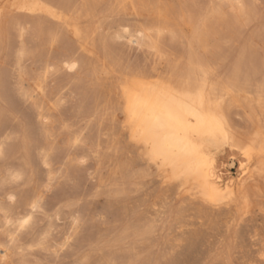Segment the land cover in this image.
Wrapping results in <instances>:
<instances>
[{
  "label": "bare ground",
  "instance_id": "1",
  "mask_svg": "<svg viewBox=\"0 0 264 264\" xmlns=\"http://www.w3.org/2000/svg\"><path fill=\"white\" fill-rule=\"evenodd\" d=\"M130 1L132 2V0ZM137 1L135 3L133 1L132 4L139 6ZM139 1L141 2V0ZM212 1V6L199 10L203 14L201 18L195 19L186 16L187 19L184 23L189 38L188 44L192 48L188 49L190 52L185 67L178 69L173 66V68L164 71L161 69L160 71L146 72V76L131 69L133 74L127 73L128 76L115 78L112 73L104 72L106 69L103 71L99 44L96 43L97 35L95 36V31L98 28L97 21H95V13H93L98 10L100 0H0V31L7 18L23 17L35 22V25L32 24V29L35 27L33 30L34 39L48 54L45 59H41L42 75L41 73L37 74L41 75V79H44L46 75L49 77L50 71L58 69L65 73H74L89 64L97 66L100 76H98L87 115L95 117V130L99 133L104 132L109 143L119 145V150L122 152L123 160L119 164L115 162V165H111L113 167L111 174L119 176L121 171L128 173L131 185L144 184L146 186L150 183L157 185V197L160 203L156 204V200L153 199V207L150 205L151 211H148L147 208L143 210L145 212L135 216L137 221V224L134 223L135 231H133L135 238L143 241L150 233L152 226L150 227L151 224L148 223L153 224V222H150L152 220H149V216L156 215L155 217H158L157 215L172 213L173 218L172 216L171 218L175 219L177 229H181L175 230V232L182 236L186 235L185 237L188 239L186 241H189L194 247L196 245L207 248L221 247L225 244H234V242L237 244L246 242L250 247L259 244L261 247L264 245V72L258 70L257 64L264 65V57H249L250 67H246L242 61L246 60L249 55L241 50L236 59L234 57L235 61L229 69L225 68V71L223 69V72H219L214 68L213 65L220 55H216L219 58L215 57L214 59L213 51L219 50L217 41L221 37L223 41V36L215 32L214 25L225 26L231 22L237 30L242 29L249 25L247 23L250 22L251 10L244 0ZM153 2L142 0L140 4L142 11L135 12L136 15L134 14L131 20L123 19L119 22L117 28L115 27L117 33L115 35L128 41L140 42L145 39L147 33L172 30L176 23L170 22L169 15L177 12L183 16L188 13L190 15L187 5L174 6L169 0ZM123 4L119 3L121 7ZM251 9L253 11L252 7ZM133 11H138V8ZM229 16L232 17L231 20L227 18ZM184 18H180V22H183ZM24 22L27 23V21ZM16 23L18 22L16 21ZM21 23L17 24L18 28L16 27L18 32L16 35L21 40V46L17 51L18 66L26 56L23 39L27 30ZM11 28L15 30V27ZM230 29L233 28L230 26ZM31 31L28 30L29 33ZM232 34L236 36V32ZM1 42L3 43V41ZM60 46H62L61 52L53 55L56 49L61 48ZM225 56L227 57V55ZM212 57L213 59H211ZM91 68L94 69V67ZM104 73L105 75L102 76ZM118 74L120 75V73ZM123 75L125 74L123 73ZM44 109H40L41 111L38 112V116L42 120L46 119ZM3 143L0 141V153ZM51 147L48 148L52 150ZM223 151L225 157L222 156L224 159L220 160L217 154ZM45 152L46 149L43 153ZM42 159H44L43 155ZM43 161L46 162V160ZM232 169L234 172L231 171ZM18 176L19 174H16L14 178ZM118 193L117 190L115 196ZM7 197L9 201H14L15 194L9 193ZM149 202L151 203V201ZM156 206H158L157 209L154 208ZM25 208L27 207L25 206ZM173 208L176 210L170 211ZM127 209L123 204V212H126ZM20 211L22 210L19 209L18 217ZM25 216L21 218L24 223L27 222ZM143 220L145 221L140 223ZM175 226L173 225V228ZM180 235L177 236L180 237ZM181 241L183 243V240ZM181 246L183 245L181 244ZM7 256V252L3 248L0 249V260L7 259Z\"/></svg>",
  "mask_w": 264,
  "mask_h": 264
},
{
  "label": "rangeland",
  "instance_id": "2",
  "mask_svg": "<svg viewBox=\"0 0 264 264\" xmlns=\"http://www.w3.org/2000/svg\"><path fill=\"white\" fill-rule=\"evenodd\" d=\"M114 1L100 0L98 10L93 13H95L94 19L97 21L96 26L98 27L95 36L97 35L96 43L99 44L100 51L98 52L101 53L104 66L102 69L103 71L106 69L104 71L106 73H112L115 78L128 76L127 73L133 74L134 70V72L146 76L147 73L161 69L164 71L173 68V66L183 69L189 50L192 48L188 44L185 19L188 16L199 19L203 15L199 10L213 5L212 0H169L174 6L187 5L190 15L189 13L184 16L178 12L173 13L169 15L170 22L176 23L172 30L147 33L144 40L135 42L117 37L116 28L123 19L131 20L132 16L136 15L135 12L142 11V5L140 6L142 0L141 2L139 0ZM133 1L134 3L137 1L139 6H134ZM152 1L156 2L157 0H149V3ZM244 2L250 6L251 10L249 15L251 23L248 22L249 25L244 26L245 29L242 27L243 30L241 28L237 30L231 22L227 24L228 27H226L227 25H214L215 32L223 36V41L222 37L217 41L219 50L213 51L214 59L220 57L213 65L219 72L229 69L241 50L249 55L246 60L242 61L246 67H250L249 57H264V0H244ZM119 3H124L123 7ZM129 4H132L131 8ZM137 8L138 11H133ZM128 11L130 12L128 13ZM180 18H184V21L180 22ZM227 18L231 20L232 17ZM7 19L3 23L4 25L2 24L0 31V42L3 41L0 45V141L4 142L0 153V249L3 248L8 256L7 259L0 260V264H264V245L260 247L257 244L255 247H250L246 242L243 244L234 242L231 245L207 248L199 245L194 247L189 241L188 244L186 235L182 236L175 232V230L181 229H177L178 226L175 224V219H172V213L157 215L158 217H155L156 215L149 216V220H152L150 222L153 224L148 223L152 227L150 233L143 240L145 243L135 238L133 234L134 226L137 224L135 216L145 212L143 210L147 208L148 211H151L153 199L156 200V204L160 203L157 197V185L154 183L146 186L144 184L131 185L128 173L121 171L119 176L111 174L113 168L111 165L122 162V152L119 150V145L109 143L104 132L99 133L95 130V117L87 115L88 106L98 76H100L97 66L89 64L96 70L92 71L94 69L86 65L89 67L85 66L77 70L74 72L76 75L58 69L59 71H50L49 77L46 75L44 79H41V59H45L48 54L34 39L33 30L35 27L32 29V26L35 25V22L23 17ZM16 21L18 23L23 21L21 24L27 30H25L27 36L25 35L23 39L26 56L19 66L17 65V51L21 46V40L17 37L18 23ZM9 22L15 26L8 24ZM11 27H15V30ZM28 30L32 31L29 33ZM235 32L236 36L232 34ZM40 47L42 48L40 49ZM60 47L53 55L61 52L62 46ZM222 56L223 58H221ZM216 65L218 66L216 67ZM257 68L264 72V65L261 63L257 64ZM131 69L133 70L131 71ZM40 73V76L37 75ZM40 109L45 110H43L46 115L45 120L38 116ZM46 111L47 113H45ZM75 138L76 140H74ZM51 144L53 146L55 144V148L51 147ZM48 147H51L52 150ZM45 149L46 152L43 153ZM224 153L223 151L217 154L218 159L223 160ZM68 154L73 159L66 157ZM42 155L44 159H42ZM46 155L48 156L46 157ZM231 171L234 172L233 169ZM16 174L19 176L14 178ZM117 190L119 193L115 196ZM9 193L15 194L14 201L7 199ZM29 197L31 198L29 199ZM134 198L136 199L134 200ZM23 199H25V203ZM26 200L28 201L26 202ZM121 202L126 206V209L129 208L126 212H123ZM154 208L157 209L158 206ZM19 209L22 211L18 217ZM175 210L173 208L170 211ZM27 211L29 212L27 213ZM13 214L16 216L14 217ZM24 215H26L24 217L27 219L26 223L21 220ZM144 221H140V223ZM173 225H176V229L173 228ZM196 250L197 252H195Z\"/></svg>",
  "mask_w": 264,
  "mask_h": 264
}]
</instances>
